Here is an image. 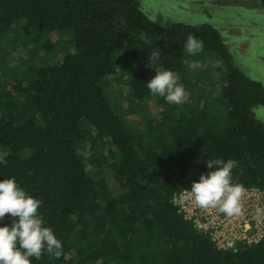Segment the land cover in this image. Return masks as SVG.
I'll use <instances>...</instances> for the list:
<instances>
[{"label":"trees","instance_id":"trees-1","mask_svg":"<svg viewBox=\"0 0 264 264\" xmlns=\"http://www.w3.org/2000/svg\"><path fill=\"white\" fill-rule=\"evenodd\" d=\"M188 34L225 53L212 25H159L139 0H0V151L8 152L0 178L14 176L42 201L39 213L62 243L59 256L31 264H264V235L217 248L172 202L216 158L236 162L234 182L264 190V122L252 110L264 105L261 82L227 60L222 116L198 96L181 105L158 96L157 116L144 103L154 96L147 57L158 50L178 75ZM16 35L30 45L21 66L9 59ZM124 67L135 124L131 108L111 107L103 93L104 78L119 83ZM105 165L117 190L99 173Z\"/></svg>","mask_w":264,"mask_h":264},{"label":"rangeland","instance_id":"rangeland-1","mask_svg":"<svg viewBox=\"0 0 264 264\" xmlns=\"http://www.w3.org/2000/svg\"><path fill=\"white\" fill-rule=\"evenodd\" d=\"M139 2L142 11L159 25L168 26L173 22L209 24L219 31L226 54L210 45L203 46L202 51L193 56L184 51L182 71L177 75L178 81L181 80L180 83L184 85L186 96H192L195 100L197 96L201 97L200 101H196L198 105L206 101L214 114H219L218 116L224 114L226 104L220 99V90L224 85L222 74L226 70L227 60L245 75L264 85V8L256 0H139ZM43 39L44 37L41 41ZM51 39L55 41V36L51 35ZM10 44L12 53L9 59L19 66L23 65L17 61L22 58V51L30 45H25V39L18 35L10 38ZM55 50L56 48L45 55L49 62L57 58ZM14 56L18 58L13 60ZM190 62L196 63L194 69L188 67ZM116 75L119 83L112 81L111 75L104 78L103 93L111 107L117 106L122 110V105H126L127 110L131 108L126 118L135 124L139 122L137 120L140 110L136 108L128 92L127 68L120 69ZM196 87L198 90L191 94L192 89ZM157 98L158 95H154L150 99L145 98L144 101L147 106L154 108L153 113L156 116L161 111L160 106H155ZM252 110L255 117L264 122V105H255ZM85 161L90 162L88 157H85ZM99 168V173L109 186L117 190L118 185L111 171L106 165Z\"/></svg>","mask_w":264,"mask_h":264},{"label":"clouds","instance_id":"clouds-1","mask_svg":"<svg viewBox=\"0 0 264 264\" xmlns=\"http://www.w3.org/2000/svg\"><path fill=\"white\" fill-rule=\"evenodd\" d=\"M183 49L189 56L196 55L202 51L203 41L188 34ZM68 52L75 55L77 49L71 46ZM147 60L154 71L145 82L148 90L162 96L166 102L183 104L187 99L184 85L178 82L173 70L159 62V51L153 50ZM188 67L194 69L196 63L190 62ZM7 155L6 150L0 151V165L7 163ZM205 163L208 171L200 173L191 183L188 196L201 208H217L227 217L239 215L243 187L232 178L236 162L216 158ZM41 204L42 201L21 187L14 176L0 178V219L6 214L12 218L10 223H0V264H31L45 253L60 255L62 243L42 219Z\"/></svg>","mask_w":264,"mask_h":264},{"label":"built area","instance_id":"built-area-1","mask_svg":"<svg viewBox=\"0 0 264 264\" xmlns=\"http://www.w3.org/2000/svg\"><path fill=\"white\" fill-rule=\"evenodd\" d=\"M190 187L191 183L180 191L175 192L172 202L186 219L192 221L193 226L197 230L209 234L217 248L235 250L239 244L249 245L256 243L263 237V189L259 187H243L240 197L241 213L227 217L219 212L217 208H201L196 205L194 200L188 196Z\"/></svg>","mask_w":264,"mask_h":264}]
</instances>
